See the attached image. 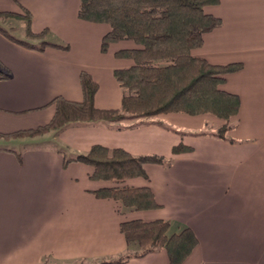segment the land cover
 <instances>
[{"label": "crops", "instance_id": "1", "mask_svg": "<svg viewBox=\"0 0 264 264\" xmlns=\"http://www.w3.org/2000/svg\"><path fill=\"white\" fill-rule=\"evenodd\" d=\"M80 3L0 0V12L28 11L34 34L47 31L46 41L69 46L39 51L0 31V62L11 74L0 79L1 134L48 124L57 97L83 101L82 72L99 85L97 108H121L123 91L114 71L134 62L116 54L137 46L121 41L103 52L110 26L81 20ZM205 12L222 23L192 54L215 65H242L223 85L241 102L225 138L217 134L223 120L182 113L133 124H73L37 139L0 136V264H99L127 252L120 225L135 220L170 221L169 235L191 229L198 245L183 264H264V0H221ZM16 20L26 35L16 40L42 42ZM37 140L46 143L35 146ZM29 141L34 144L12 146ZM96 145L164 159L162 165H145L146 177L125 182L150 187L160 208L124 213L120 203L94 194L116 184L91 180L93 168L82 163L64 168L65 156L86 154ZM179 146L190 150L175 153ZM122 264H169V257L161 249Z\"/></svg>", "mask_w": 264, "mask_h": 264}, {"label": "trees", "instance_id": "2", "mask_svg": "<svg viewBox=\"0 0 264 264\" xmlns=\"http://www.w3.org/2000/svg\"><path fill=\"white\" fill-rule=\"evenodd\" d=\"M221 0H81L78 16L81 20L107 24L110 31L103 37L102 51L121 41H131L137 48L121 50L116 56L131 59L134 65L114 71L122 91L120 109H99L95 96L99 90L93 77L80 75L83 101L73 102L57 97L52 104L55 115L46 125L36 129L1 134L9 139L40 137L57 133L73 124L118 122L132 117L149 120L160 115L182 113L190 116L212 115L225 122L218 136L225 138L228 123L240 110V98L223 89L226 77L241 70V64L215 65L194 56L200 49L204 35L221 26V19L207 14L205 8L216 6ZM14 18L24 22L28 36L40 39L39 45L16 40L2 27L0 31L15 42L31 49L44 51L47 47L69 50L68 45L45 40L47 31H31V14L0 12V18ZM10 71L0 62V79L10 78ZM190 150L179 146L175 153ZM13 152V151H12ZM21 160V154L17 153ZM156 156H133L122 149L96 145L86 154L64 157V168L71 163H82L93 168L90 179L116 184L115 187L95 191L96 197L111 199L121 204L122 211L140 212L160 208L150 187H131L129 179L146 177L147 164H165ZM170 221L124 222L120 230L125 237L128 253L99 264H122L132 258L164 249L169 264H183L198 245L194 232L187 228L169 235Z\"/></svg>", "mask_w": 264, "mask_h": 264}, {"label": "rangeland", "instance_id": "3", "mask_svg": "<svg viewBox=\"0 0 264 264\" xmlns=\"http://www.w3.org/2000/svg\"><path fill=\"white\" fill-rule=\"evenodd\" d=\"M0 21L3 23V22H5L4 23V26H6V27H3L2 26V28L4 29V28H6L7 29V31H8V33L10 34V36H13L14 38H16V39H25L26 38V35H25V32H24V30L21 28V26H20V22H18L16 19H14V18H0ZM30 41V40H29ZM125 122H127L128 124L129 123H138V122H140V121H143V120H138V119H134V118H130V117H128L127 119H125L124 120ZM47 135V134H46ZM45 135H43V136H40V137H44ZM37 138H39V137H35V139H37ZM27 143H32V144H34V142H25V143H23V145L21 144L20 146H17V145H12L13 147H16V148H22V146H25V144H27ZM46 143V141L45 140H42V141H39V140H37V142H35V146H38V145H44ZM126 253H128V250H127V252ZM125 253V254H126ZM124 255V254H123ZM45 264H53V263H51V262H49V263H45Z\"/></svg>", "mask_w": 264, "mask_h": 264}]
</instances>
